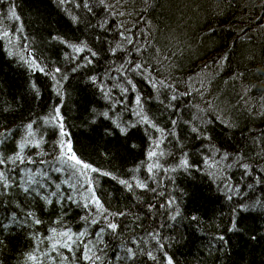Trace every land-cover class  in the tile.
<instances>
[{
	"label": "trees",
	"instance_id": "16d2710c",
	"mask_svg": "<svg viewBox=\"0 0 264 264\" xmlns=\"http://www.w3.org/2000/svg\"><path fill=\"white\" fill-rule=\"evenodd\" d=\"M0 174V264H264V0H0Z\"/></svg>",
	"mask_w": 264,
	"mask_h": 264
},
{
	"label": "snow or ice",
	"instance_id": "6c2138e0",
	"mask_svg": "<svg viewBox=\"0 0 264 264\" xmlns=\"http://www.w3.org/2000/svg\"><path fill=\"white\" fill-rule=\"evenodd\" d=\"M13 14H15V13H13ZM137 67H140V65H137ZM138 99H139V98H138ZM29 127H31V125H29ZM122 131H124V130L122 129ZM67 148H68V151L71 152V144H70V143L67 145ZM68 159L74 161L75 164H82L83 167H84L85 169L90 168V165L83 164V162L80 161L79 158H77L76 155H75L74 153H72V154L68 157ZM93 171H95V169H93ZM0 176H2V174H0ZM96 203H97V205L99 206V201H98V200H96ZM109 227L112 228V229H115V228L117 227V225H115V224H110ZM63 235H67V233H64ZM69 239H71L70 236H69ZM65 246H68V245H65ZM86 258H90V257H86ZM169 264H171V261H169Z\"/></svg>",
	"mask_w": 264,
	"mask_h": 264
},
{
	"label": "bare ground",
	"instance_id": "6f19581e",
	"mask_svg": "<svg viewBox=\"0 0 264 264\" xmlns=\"http://www.w3.org/2000/svg\"><path fill=\"white\" fill-rule=\"evenodd\" d=\"M108 264H110V263H108Z\"/></svg>",
	"mask_w": 264,
	"mask_h": 264
}]
</instances>
